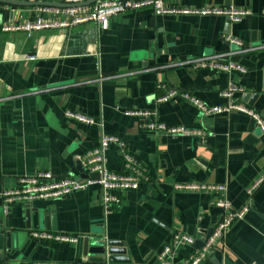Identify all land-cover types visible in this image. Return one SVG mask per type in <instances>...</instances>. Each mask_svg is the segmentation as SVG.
Wrapping results in <instances>:
<instances>
[{"label":"crops","instance_id":"0c3cea01","mask_svg":"<svg viewBox=\"0 0 264 264\" xmlns=\"http://www.w3.org/2000/svg\"><path fill=\"white\" fill-rule=\"evenodd\" d=\"M0 5L3 21L9 8ZM166 5L187 10L233 7L250 14L234 23L224 15L154 14L144 8L110 18L106 30L88 22L30 37L0 34V192L14 188L18 177L39 171L85 179L79 178V158L98 145L102 134L119 138L147 176L136 190L120 193V203L108 213L97 184L63 198L28 203L46 216L38 230L77 236L75 244L31 240L35 229H25L27 204H14L8 216L0 205V230H19L11 251L3 239L1 264H159V251L180 231L194 238V244L175 251L172 261L179 264L203 244L221 215L212 205L214 194L174 187L189 183L224 185L233 211L250 204L212 248L207 264H264V183L252 196L246 193L264 169V138L250 116H203L180 96L186 93L207 106H223L227 100L221 93L232 82L243 89L232 96L235 102H242L245 93L258 94L252 108L264 119V0H166ZM36 8H18L11 21L35 17ZM229 39L241 42L245 51L237 53L242 48ZM218 54L245 72L187 63ZM168 88L180 94L156 103ZM134 110H155L160 122L202 135L147 131L125 113ZM66 111L94 123L70 119ZM105 155L108 170L123 172L118 146L111 145ZM50 216L55 230L50 229ZM95 236L123 242L127 260L89 261L83 241Z\"/></svg>","mask_w":264,"mask_h":264},{"label":"built area","instance_id":"2783aa9c","mask_svg":"<svg viewBox=\"0 0 264 264\" xmlns=\"http://www.w3.org/2000/svg\"><path fill=\"white\" fill-rule=\"evenodd\" d=\"M92 0H63L62 3L75 5L69 8H60L52 6H38L37 15L33 18L21 21L0 22V34L22 32L30 37L34 32L42 30L66 29L73 26L93 22L102 30L109 26L110 18L127 12L137 11L144 8H150L154 14H171V13H195L209 15H224L230 22H238L243 17L250 14L248 10H239L228 7H211L202 10L176 9L166 5V0H96L91 4L83 3ZM83 4V5H81ZM0 9L2 6L0 5ZM60 16V19H56ZM230 43L238 45L240 48L243 44L234 39H229ZM248 50V49H246ZM245 50L240 49L237 53ZM224 54L213 56H204L188 60L187 63L193 68L212 69L219 72L231 73L233 71L244 73L245 68L234 61H222ZM28 59L32 60L33 57ZM243 89L232 82L221 93L227 100L223 106H207L196 98L186 93H181L174 89L168 88L166 92L156 99V103L167 101L169 98L180 96L189 100L203 116L228 114L230 112L244 113L255 122L256 127L264 138V119L252 107L242 102H235L232 99L234 93L242 92ZM126 115L133 116L140 120V127L147 131L163 134L168 136H188L202 135L201 132H192L183 127L168 126L160 122L155 110H134L126 111ZM65 116L78 122L90 125L94 119L88 116L66 111ZM111 145H116L123 154V172L115 173L106 168V151ZM82 168L87 175L97 174V178L87 177L85 179L55 178L48 171H39L30 176H20L17 178L14 188L0 192V201L2 213L8 216L11 206L14 204H27L36 200H48L63 198L75 191L83 190L89 185L97 184L102 191V206L104 213H108L113 207L121 201L122 192L136 190L142 181L147 180L145 170L142 165L124 149V143L117 137L102 134L99 138L98 145L87 150L79 158ZM264 183V169L260 175L247 188L246 193L252 196L253 193ZM176 190L185 192H204L214 194L216 197L212 200V205L221 210L219 220L213 225L210 234L206 237L203 244L197 250L190 252L179 264H207L208 255L212 248L221 244L226 231L230 228L234 220L242 219L248 212L250 204L243 206L238 211H233L225 196V186L214 183H189L175 184ZM30 239L36 242H52L75 244L79 238L66 234H53L46 230L30 231ZM194 244V238L183 234L180 231H174L170 241L165 244L158 253L159 264H175L172 261L175 251L181 246ZM1 264V263H0Z\"/></svg>","mask_w":264,"mask_h":264},{"label":"water","instance_id":"95a60500","mask_svg":"<svg viewBox=\"0 0 264 264\" xmlns=\"http://www.w3.org/2000/svg\"><path fill=\"white\" fill-rule=\"evenodd\" d=\"M96 0H92L87 3H83L84 5L91 4ZM0 4H4L8 6L9 11L6 12L3 16V21L0 22H8L11 21L14 17L15 12L20 7H34V6H52V7H60V8H69L74 7L75 5H67L64 3H50V2H40V1H16V0H0ZM81 4V5H83ZM258 94H250L245 93L242 96V103L252 107L254 101L256 100ZM78 170L80 172L79 178H87L93 177L97 178V174L87 175L84 173L83 168L81 167V162H78ZM1 205V201H0ZM44 221L46 223V216H44L43 211L33 210L30 205L27 203L25 210V229H29L30 227L34 229H39L41 224ZM50 229L55 230L54 226V218L50 216ZM19 230L7 231L0 230V249H2V242L5 239L6 249L7 251H11L12 249V238L16 236ZM201 245V244H200ZM201 247V246H200ZM199 247V248H200ZM127 250L125 249V244L120 241H112L102 238L101 236H95L92 238H85L83 241V255L88 256V260L97 263H114V262H124L127 260L125 254ZM47 264V263H41Z\"/></svg>","mask_w":264,"mask_h":264}]
</instances>
